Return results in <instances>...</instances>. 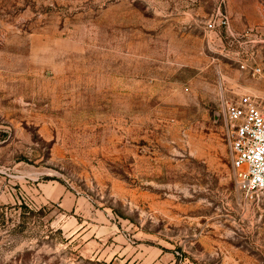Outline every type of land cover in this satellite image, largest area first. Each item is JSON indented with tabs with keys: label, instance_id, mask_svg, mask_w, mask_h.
<instances>
[{
	"label": "rangeland",
	"instance_id": "rangeland-1",
	"mask_svg": "<svg viewBox=\"0 0 264 264\" xmlns=\"http://www.w3.org/2000/svg\"><path fill=\"white\" fill-rule=\"evenodd\" d=\"M255 68L264 0H0V264H264L222 117Z\"/></svg>",
	"mask_w": 264,
	"mask_h": 264
},
{
	"label": "built area",
	"instance_id": "built-area-1",
	"mask_svg": "<svg viewBox=\"0 0 264 264\" xmlns=\"http://www.w3.org/2000/svg\"><path fill=\"white\" fill-rule=\"evenodd\" d=\"M253 72L264 74L261 68ZM222 117L238 188L259 200L264 197V100L248 95L226 100Z\"/></svg>",
	"mask_w": 264,
	"mask_h": 264
},
{
	"label": "trees",
	"instance_id": "trees-1",
	"mask_svg": "<svg viewBox=\"0 0 264 264\" xmlns=\"http://www.w3.org/2000/svg\"><path fill=\"white\" fill-rule=\"evenodd\" d=\"M16 210H21L22 214L20 216L19 223H16L11 229V233L17 231H24L31 224H33L35 217H44L48 211V207H43L38 211H33L29 209L26 205L16 206ZM11 222V219L6 218L3 214L0 215V225L5 227L7 223ZM9 225V224H8Z\"/></svg>",
	"mask_w": 264,
	"mask_h": 264
}]
</instances>
